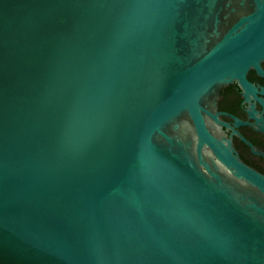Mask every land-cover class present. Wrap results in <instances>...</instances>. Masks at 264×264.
I'll use <instances>...</instances> for the list:
<instances>
[{"label": "water", "instance_id": "obj_1", "mask_svg": "<svg viewBox=\"0 0 264 264\" xmlns=\"http://www.w3.org/2000/svg\"><path fill=\"white\" fill-rule=\"evenodd\" d=\"M263 60L264 0H0V264H264Z\"/></svg>", "mask_w": 264, "mask_h": 264}, {"label": "flooded vegetation", "instance_id": "obj_2", "mask_svg": "<svg viewBox=\"0 0 264 264\" xmlns=\"http://www.w3.org/2000/svg\"><path fill=\"white\" fill-rule=\"evenodd\" d=\"M260 66L264 71V60ZM246 77L256 88V93L246 99L236 83L223 86L217 98V110L220 113L219 119L228 125L224 130L228 136H231L232 144L240 159L264 175V132L256 129L255 119L249 114L253 105L255 115H262L264 118V94L259 93L264 88V76L250 69ZM234 118L247 124L236 125ZM235 132L239 136L235 135Z\"/></svg>", "mask_w": 264, "mask_h": 264}]
</instances>
